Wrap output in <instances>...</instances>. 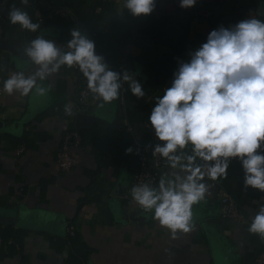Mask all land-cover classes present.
<instances>
[{
	"label": "crops",
	"instance_id": "0c3cea01",
	"mask_svg": "<svg viewBox=\"0 0 264 264\" xmlns=\"http://www.w3.org/2000/svg\"><path fill=\"white\" fill-rule=\"evenodd\" d=\"M56 1L73 10L76 24L61 18L38 19L32 0L27 5L10 0L9 9L18 6L25 10L40 25L35 32L11 24L8 15L0 23V39L20 43L17 52L0 47V264L250 262L264 242L259 234L248 231L253 216L264 205V191L244 186L239 160L230 161L226 178L204 177L209 191L192 205L193 227L188 232L177 230L173 235L151 212L123 197L137 170L138 145L149 141L137 113L151 110L155 97L170 86L178 61L188 60L189 52L206 40L210 30L237 21L210 25L195 17L191 9L183 11L178 1L166 4L156 0L153 12L140 16L131 15L124 0ZM245 4L243 11L256 16L257 4ZM232 7L229 0L215 12L231 15ZM72 28L94 40L97 53L111 68L129 70L146 95L134 96L129 82H122L119 97L103 107L91 95L83 112L94 108L105 118L114 116L127 126L93 123L78 129L85 131V136L80 145L71 148L76 165L69 172H61L56 151L63 134L77 129L74 68L62 65L47 79L38 80L39 86L48 89L43 96L35 88L25 96L15 92L9 95L2 89L11 73L23 71L28 75L38 67L23 51L30 40L43 36L68 51ZM68 103L73 107L71 115L64 111ZM22 143L25 148L18 153ZM129 146L133 151L126 153ZM183 151L191 153V145ZM197 163L203 161L198 159ZM176 171L167 161L152 187H158L162 176ZM222 192L234 198L245 222L220 216Z\"/></svg>",
	"mask_w": 264,
	"mask_h": 264
},
{
	"label": "clouds",
	"instance_id": "9594fccd",
	"mask_svg": "<svg viewBox=\"0 0 264 264\" xmlns=\"http://www.w3.org/2000/svg\"><path fill=\"white\" fill-rule=\"evenodd\" d=\"M19 3L27 5L29 0ZM196 3L178 0L181 8ZM124 6L133 16L149 15L156 0H124ZM8 18L11 24L32 32L40 27L18 6L10 7ZM70 37L68 51L43 36L30 40L23 51L38 67L28 75L11 73L2 91L25 96L35 88L43 96L48 89L37 81L66 65L79 68L88 90L101 101L100 107L119 97L122 82H129L130 92L137 98L145 97L140 81L127 69L111 68L89 35L72 28ZM64 111L72 114L71 103ZM148 122L163 142L156 143L152 153L166 158L170 168L179 171L162 176L158 187L147 183L133 186L132 198L173 235L177 230L192 229V205L209 191L204 177L226 178L233 158L243 168L244 186L264 191V20L249 15L228 27L210 30L206 40L189 52L188 60L178 61L170 86L155 97ZM189 145L191 154L183 151ZM132 151L131 146L125 149L126 153ZM198 159L203 163H197ZM248 231L264 238V205L253 216Z\"/></svg>",
	"mask_w": 264,
	"mask_h": 264
},
{
	"label": "built area",
	"instance_id": "2783aa9c",
	"mask_svg": "<svg viewBox=\"0 0 264 264\" xmlns=\"http://www.w3.org/2000/svg\"><path fill=\"white\" fill-rule=\"evenodd\" d=\"M230 1L233 4H237L243 0ZM9 2L10 0H0V23H2L7 18ZM32 6L34 15L38 19H43L44 17L61 18L76 24V16L73 10L70 7L59 5L53 0H32ZM97 9H99V7H97ZM191 11L195 17L208 18L211 15L209 10H206V8L203 6ZM73 68L75 70L74 78L77 84L76 98L73 107L75 111H84L88 108L89 100L93 93L88 90L86 78L80 72L79 68L77 66H73ZM141 124L148 132L149 141L147 143L138 145L136 152L137 170L131 179L130 185L123 192V197L130 202H135L131 193L133 186L147 183L152 187L158 179L163 166L167 162L166 158L160 156L159 154L152 153L153 146L156 143L163 142L159 141L155 137L154 131L149 125L148 120H142ZM81 141L82 135L78 129H70L63 134L59 148L55 155L57 166L61 172H69L76 165V159L71 152V148L80 145ZM24 148V143L20 144L17 152L19 153L23 151ZM219 204L220 216L222 218H226L234 222L246 221L244 212L238 206L234 198L228 193L222 192L219 194ZM67 231L70 235L74 234L72 229H68ZM244 264H264V242L255 257L250 262Z\"/></svg>",
	"mask_w": 264,
	"mask_h": 264
},
{
	"label": "water",
	"instance_id": "95a60500",
	"mask_svg": "<svg viewBox=\"0 0 264 264\" xmlns=\"http://www.w3.org/2000/svg\"><path fill=\"white\" fill-rule=\"evenodd\" d=\"M201 0H197V3L190 8H182L183 11H188L189 9L194 10L198 9L201 6ZM262 4V3H261ZM261 4H257V12L264 16V12L261 11ZM0 47L8 48L13 52H17L20 49V43L13 41H4L0 39ZM99 112L96 109H91L88 112L78 111L76 112L75 118V127L77 129H84L92 125L93 123H99L102 125L117 127V128H126L127 124L116 119L114 116L111 118H105L104 116L98 114ZM220 212V207H218ZM146 215V214H145Z\"/></svg>",
	"mask_w": 264,
	"mask_h": 264
},
{
	"label": "trees",
	"instance_id": "16d2710c",
	"mask_svg": "<svg viewBox=\"0 0 264 264\" xmlns=\"http://www.w3.org/2000/svg\"><path fill=\"white\" fill-rule=\"evenodd\" d=\"M53 1L56 2L59 5L67 6V5H64L63 3L57 2L56 0H53ZM243 1L246 2V3H249V4H261V3H264V0H243ZM67 7H69V6H67ZM255 17H257L258 19L264 20V16H262L259 13H257ZM197 18H199V17H197ZM233 20L234 21H239V20H242V19H240V18H238V17H236L235 15H232V14L231 15H227V14H222V13H219V12H214L213 14H211L207 18V21L209 22L210 25L214 24L215 22H219V21L223 22V21H233ZM78 28H79V25H78ZM149 112L150 111H146V113H144L142 115H141L140 112H138L137 116L140 119H142V120H145V119L148 120ZM80 133H81L82 137L85 136V131L80 130ZM185 153L191 154L190 152H185Z\"/></svg>",
	"mask_w": 264,
	"mask_h": 264
},
{
	"label": "rangeland",
	"instance_id": "374dc122",
	"mask_svg": "<svg viewBox=\"0 0 264 264\" xmlns=\"http://www.w3.org/2000/svg\"><path fill=\"white\" fill-rule=\"evenodd\" d=\"M160 2L169 4L171 2H175L178 0H159ZM229 0H201V6H203L204 8H206V10H209V12L211 14H213L216 10V8L218 7V5L223 4L225 2H227ZM246 4L244 1L238 2L237 4H233L232 7V14H234L236 17L240 18V19H245L247 18L249 15L247 14L246 11H243L242 8H245ZM202 19V17H199ZM205 20H207V18H203Z\"/></svg>",
	"mask_w": 264,
	"mask_h": 264
}]
</instances>
